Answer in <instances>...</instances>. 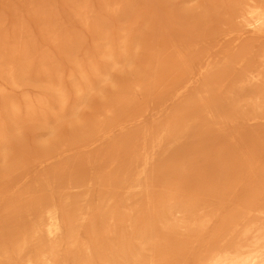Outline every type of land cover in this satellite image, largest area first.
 <instances>
[{
  "label": "bare ground",
  "instance_id": "bare-ground-1",
  "mask_svg": "<svg viewBox=\"0 0 264 264\" xmlns=\"http://www.w3.org/2000/svg\"><path fill=\"white\" fill-rule=\"evenodd\" d=\"M132 3L133 0H103L100 17L87 4L81 6L76 22L94 41L91 48L86 47L83 34L67 29L61 20L16 19L11 26L0 20V182L4 184V178H10L6 180L8 185L0 183V264H67L68 261L71 264H184L183 257L187 254L193 257L192 264H264V224L259 227L256 221L246 220L253 210L264 218V208L247 207L226 215L209 245L195 237L207 215L206 206H201L199 200H190L188 205L170 200L157 202L161 198L148 193L149 183L157 175L152 164L154 151L188 137L197 124L206 123L208 115L215 112L216 108L206 100L210 96L207 91L200 98L192 95L185 100L181 106L188 113L174 118L167 115L156 131L143 128L140 135L148 136L150 142L140 145L142 153L134 155L128 166H116L111 159L112 169L107 175L64 185L53 176L59 172L63 176L71 167L63 158L51 173L42 178L37 176L29 186L13 189L17 186V182L13 185L18 179L17 172L62 157L72 148L81 149L110 127L125 122L130 109L140 103L136 93L145 95V99H160L157 95L163 93L169 82L177 83L189 73L190 64L178 51L162 55L172 46L170 36L161 42L163 48L153 41L156 35L147 39L152 29L146 20L139 19L144 17L143 13L129 25L115 26ZM214 8H226L232 13L229 25L239 15L244 16L243 27L247 31L264 28V0H220ZM164 17L168 28L177 26L173 17ZM32 23H38L37 32ZM146 40L151 41L148 46ZM196 46L185 39L184 49ZM144 53L149 65L139 70L137 59ZM235 56L223 71L210 74L206 81H225L231 65L244 60V54ZM259 57L264 58L263 50ZM67 65L72 68L66 74ZM236 80L235 86L241 91L251 81H264V74L247 70ZM26 86L37 87L38 94L16 99L8 92ZM106 89L109 95L105 94ZM263 93L264 84L257 90L259 97ZM95 97L103 102V117L87 122L80 111ZM63 126L69 127L71 134L67 138ZM32 128L45 132L47 138L35 141L32 152H17L16 146ZM105 157L103 152L79 157L80 163L88 167L87 177L94 174V167ZM96 184L141 190L142 213L131 232L123 231L127 215L118 212L124 200L116 199L110 192H99L100 203L94 209L86 202L88 192L78 200L55 191L81 187L90 190ZM8 190L14 191L10 198L5 197ZM35 192L42 195L29 198ZM106 196L111 204L104 206ZM21 199H26L23 204L10 207ZM174 213H181L182 217L173 220ZM88 214L91 215L85 218ZM102 222L107 226H102ZM81 228L86 238L78 235ZM253 228L257 235L249 237ZM224 229L225 236H220ZM222 239L221 245L215 242ZM194 243L202 244L203 250L192 252Z\"/></svg>",
  "mask_w": 264,
  "mask_h": 264
},
{
  "label": "rangeland",
  "instance_id": "rangeland-1",
  "mask_svg": "<svg viewBox=\"0 0 264 264\" xmlns=\"http://www.w3.org/2000/svg\"><path fill=\"white\" fill-rule=\"evenodd\" d=\"M114 1L119 0H112ZM133 1L131 9L115 22V26L129 25L140 13H143L144 17L139 19L146 20L152 29L148 31L147 39L156 35L153 41L160 43L163 48L164 43L161 42L170 36L173 41L172 46L166 50L167 52L163 51L162 55L178 51L190 64L189 73L177 83L169 82L163 93L157 95L161 97L160 99H155L156 97L145 99L143 98L145 95L136 93L135 98L140 103L130 109L125 122L110 127L81 149L72 148L63 155L65 157L57 156L34 164L28 170L17 172L18 179L13 181V185L17 182V186L13 189L29 186L37 176L42 178L46 173H51L63 158L71 167L65 174L63 173V176L60 172L53 173V176L57 180L60 178L64 185L71 181L80 182L86 178L107 175L112 169L111 159L115 160L116 166L122 168L128 166L134 155L139 156L142 153L139 150L140 145L150 142L148 136L140 135L143 128H153L156 131L167 115L169 118H174L188 113L181 106L185 100L192 95L200 98L204 96V91H207L210 96L208 94L209 99L206 100L209 105L216 108L215 112L208 115L206 123L197 124L195 131L188 137L168 148L154 151L152 164L156 168L157 175L153 181H150L148 193L152 197H160L161 201L157 202L170 200L188 205L190 200H199L201 206H206L207 215L203 219V228L195 234V237L198 241L201 239L210 245L214 232L220 229L226 215L233 211H242L247 207L258 210L264 208V93L262 97L257 94L264 81H251L253 83L241 87V91L235 86L236 77L246 73L247 70H257L264 74V58L259 57L261 51H264V28L247 31L243 27L244 16L239 15L234 16L232 24L229 25V17L232 13L226 8H214L220 0ZM102 3L103 0H0V20L5 21L8 26H11L12 21L16 19L32 22L45 19L61 20L65 22L64 27L67 29L83 34L86 47L91 48L94 41L88 34L83 33L82 27L76 22V14L82 11L80 8L83 4H87L88 8L100 17ZM41 5H43L42 11H39ZM44 12H51V15H43ZM203 12L206 15H203ZM167 15L175 19L176 27L168 28L164 17ZM32 27L37 32L38 23H32ZM185 39L193 44L196 43L197 46L191 50L184 49ZM150 43V40H146V46ZM235 55L242 56L244 60H236L231 65L225 81L223 79L217 80V83L206 81L210 74L216 75L223 71L231 58L236 57ZM137 63L139 70L144 69L149 65L148 56L145 53L140 55ZM69 68H72L71 65H67L66 74ZM8 92L16 99H21L24 95H37L38 88L26 86ZM105 94L109 95L110 91L106 89ZM70 99L73 100L74 96L72 95ZM89 103L87 108L80 111L83 119L87 122L102 120L104 109L102 100L95 97L89 100ZM201 103V101L197 103L200 111L203 109ZM68 128L66 126L62 128L64 138L71 134ZM46 138L45 132L35 128L28 129L22 143L16 146V151L32 152L35 141ZM97 152H103L106 157L94 167V174L87 177L88 167L80 163L79 157H90ZM9 179L5 177L4 184L8 185L9 181L6 180ZM100 185H93L90 190L88 187H81L55 191L69 194L70 198L78 200L88 192L90 195L86 202L94 209L100 203L99 192H110L109 194L116 196V199L124 200L118 212L126 213L128 221L123 231L131 232L142 213L141 190ZM13 192L8 190L5 197L10 198ZM40 195L42 194L35 192L29 198L35 199ZM24 200L26 199L13 202L10 207L20 206L25 202ZM108 204H111L109 197L104 200L103 205ZM1 213L0 208V215ZM90 215H85V218ZM181 217V213L172 214L173 220ZM246 220L256 221L259 227L264 224V218L257 210L249 213ZM103 225L107 226L102 222ZM252 230L254 232L249 237L257 235L256 229ZM77 233L81 238H86L84 229L81 228ZM225 234L224 229L220 236ZM111 238L112 236L109 235L108 240ZM222 241L223 239L215 242L221 245ZM202 250L203 246L200 243H194L191 248L194 253ZM149 256L150 254L146 258ZM192 258L190 254L185 255L184 264H192ZM67 264L71 263L68 261Z\"/></svg>",
  "mask_w": 264,
  "mask_h": 264
}]
</instances>
